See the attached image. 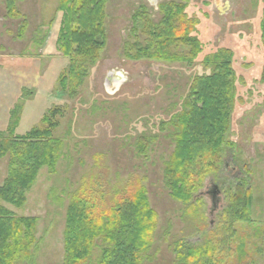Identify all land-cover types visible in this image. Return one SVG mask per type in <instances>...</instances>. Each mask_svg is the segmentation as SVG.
Masks as SVG:
<instances>
[{
  "label": "rangeland",
  "instance_id": "374dc122",
  "mask_svg": "<svg viewBox=\"0 0 264 264\" xmlns=\"http://www.w3.org/2000/svg\"><path fill=\"white\" fill-rule=\"evenodd\" d=\"M13 2L17 15L9 16V0H0V135L7 138L10 129L13 136L44 130L46 116L61 143L54 169H39L21 207L0 200L15 218L34 221L30 255L16 264H64L67 210L84 178L89 188L98 183L110 201L130 185L144 189L156 226L140 264H177L173 248L178 242L190 244L188 250L216 249V256L208 253L213 264H264L261 0H106L104 48L85 67L73 97L59 84L68 60L56 46L58 0ZM165 3L181 5L187 19L197 22L190 36L201 44V53L189 59V48L181 43L168 53L180 61L132 59L150 42L144 20L157 26ZM220 50L231 53L233 106L216 170L202 178L189 201H182L170 195L166 166L175 151L178 121L194 101L191 84L211 75L204 60ZM9 163L8 156L0 159V186ZM241 179L247 183L249 218L233 222L230 210ZM212 185L219 194L210 212ZM101 249L97 239L83 264H97Z\"/></svg>",
  "mask_w": 264,
  "mask_h": 264
},
{
  "label": "trees",
  "instance_id": "16d2710c",
  "mask_svg": "<svg viewBox=\"0 0 264 264\" xmlns=\"http://www.w3.org/2000/svg\"><path fill=\"white\" fill-rule=\"evenodd\" d=\"M261 3L260 29L264 46V0ZM13 4V0H9V16L17 15ZM105 4L106 0H58L57 12L61 13V22L56 46L68 60L67 73L60 78L59 84L63 90L68 87L69 97L74 96L84 78L85 67L94 63L104 48ZM160 7L163 14L161 22L155 26L144 20L150 42L146 48L136 50L137 56L132 59L180 61L168 53L170 47L181 43L189 48V59L197 58L201 44L195 36H190L197 22L187 19L179 4L165 3ZM230 54L228 50H220L205 59L206 67L212 70L211 75L198 77L191 84L194 101L178 121L175 151L166 166L167 185L172 198L189 201L202 178L217 168L227 119L234 102ZM42 122L47 127L41 131L33 128L25 135L13 136L10 129L7 138L0 135V159L8 156L10 160L8 176L0 186V200L17 208L23 205L24 191L32 185L39 169L44 166L52 172L55 167L61 145L52 136L56 125L46 116ZM141 149L144 153L145 147ZM97 184L89 188L84 178L81 190L70 200L64 231V264L85 263L97 239L102 241L97 264H140L142 253L151 245L156 226V214L147 205L144 189L140 185H130L123 192L115 191L112 201H108V194L97 188ZM233 200L230 210L232 221L247 220L250 199L243 179L238 180ZM33 222L32 219L15 218L0 206V264L26 261L34 245L28 236ZM230 235L234 239L232 232ZM189 248L192 246L187 243L174 245L177 264H204L193 259H197L196 255L207 258L205 264L214 263L216 249L211 250L215 254L209 257L211 251Z\"/></svg>",
  "mask_w": 264,
  "mask_h": 264
},
{
  "label": "water",
  "instance_id": "95a60500",
  "mask_svg": "<svg viewBox=\"0 0 264 264\" xmlns=\"http://www.w3.org/2000/svg\"><path fill=\"white\" fill-rule=\"evenodd\" d=\"M218 192H219L218 188L212 185L211 191L207 193L210 195L211 206H212L210 212L213 211V209L216 207V204L218 203V199H216V196L219 194Z\"/></svg>",
  "mask_w": 264,
  "mask_h": 264
}]
</instances>
